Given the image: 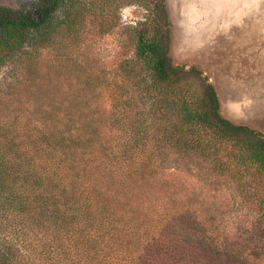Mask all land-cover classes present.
Masks as SVG:
<instances>
[{
  "label": "trees",
  "instance_id": "1",
  "mask_svg": "<svg viewBox=\"0 0 264 264\" xmlns=\"http://www.w3.org/2000/svg\"><path fill=\"white\" fill-rule=\"evenodd\" d=\"M105 1L0 5V70L17 65L0 80V264H264V135L172 65L164 0ZM133 2L148 16L108 68L83 47Z\"/></svg>",
  "mask_w": 264,
  "mask_h": 264
},
{
  "label": "rangeland",
  "instance_id": "2",
  "mask_svg": "<svg viewBox=\"0 0 264 264\" xmlns=\"http://www.w3.org/2000/svg\"><path fill=\"white\" fill-rule=\"evenodd\" d=\"M20 1L27 0H0V5L15 7ZM95 3L110 6L105 0ZM164 5L172 65L199 70L217 94L220 115L264 135V0H164ZM94 12L86 17L87 36L93 34ZM116 14L119 26L83 47L108 68L132 55L133 29L148 16L139 2L126 3ZM16 66L2 68L0 80L15 76Z\"/></svg>",
  "mask_w": 264,
  "mask_h": 264
},
{
  "label": "crops",
  "instance_id": "3",
  "mask_svg": "<svg viewBox=\"0 0 264 264\" xmlns=\"http://www.w3.org/2000/svg\"><path fill=\"white\" fill-rule=\"evenodd\" d=\"M165 1L167 2V1H169V0H165ZM166 8H167V6H166ZM166 11H167V9H166Z\"/></svg>",
  "mask_w": 264,
  "mask_h": 264
}]
</instances>
